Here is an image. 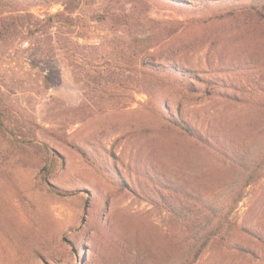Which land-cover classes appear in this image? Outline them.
<instances>
[{
	"label": "rangeland",
	"instance_id": "rangeland-1",
	"mask_svg": "<svg viewBox=\"0 0 264 264\" xmlns=\"http://www.w3.org/2000/svg\"><path fill=\"white\" fill-rule=\"evenodd\" d=\"M252 2L0 0V94L16 111L0 131V264H264V15L242 8ZM149 20L173 48L162 63L192 84L137 61ZM16 120L26 148L9 136Z\"/></svg>",
	"mask_w": 264,
	"mask_h": 264
},
{
	"label": "trees",
	"instance_id": "trees-1",
	"mask_svg": "<svg viewBox=\"0 0 264 264\" xmlns=\"http://www.w3.org/2000/svg\"><path fill=\"white\" fill-rule=\"evenodd\" d=\"M242 8H248L258 12L261 15H264V0H253L252 3L245 5ZM58 19L62 20V21L58 20V23L63 22L67 26H74L75 18L71 17L70 15H68L67 17H63L62 15H60V13H58ZM160 24L158 23V21H154V20L146 21V25H149V27L146 26V28H148V31L144 27L146 33L143 36L142 40L143 42H147V45L145 44L144 47H140V50L136 52L137 61H141V65L144 69H152L154 71L155 70L159 71L163 69L164 70L163 74L164 75L166 74L165 76L170 77L174 80H181L184 81L185 83L192 84L191 80L193 78L195 79L198 78L193 71L179 67V65L177 64H173L172 66L167 67L164 63H162V61H175V60L170 57L173 51L172 45L170 48L171 52L170 50H164L163 48L165 42L164 37L165 34H167L166 31L167 29L165 26H163L162 24L161 26ZM153 46H157L158 49L152 52L151 49L153 48ZM3 101L4 99L0 94V131L4 133L5 129L7 128L6 123L4 121L6 120L5 119L6 113H10V115L15 116L16 111L10 108V106L5 104ZM172 121L185 133L194 136L196 138L202 139V135H200L199 132L195 131L187 122L177 119H173ZM13 122H10L14 124V127L9 132V136L12 142L17 144L21 148H26L27 146L23 145L22 144L23 142H21L22 140H25L27 138L26 132L23 131V129H25L24 126L22 124H19L18 120ZM70 145L84 158L92 161V157L84 148L80 147L75 143H70ZM41 148H43L45 152H49V148L47 145L42 144ZM54 155L55 156L53 159H55V162L57 163L58 161H60L58 157V153H55ZM92 162L97 163V161H92ZM108 171L111 173V175L116 180V182L120 184L122 187L129 186L126 180L124 179V177H122L121 173L117 171L116 167L115 168L113 167L112 171L111 169Z\"/></svg>",
	"mask_w": 264,
	"mask_h": 264
}]
</instances>
